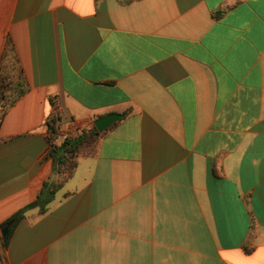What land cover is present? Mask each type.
<instances>
[{
    "label": "crops",
    "instance_id": "1",
    "mask_svg": "<svg viewBox=\"0 0 264 264\" xmlns=\"http://www.w3.org/2000/svg\"><path fill=\"white\" fill-rule=\"evenodd\" d=\"M15 55L0 236L59 179L55 107L60 136L120 120L0 264H264V0H0V66Z\"/></svg>",
    "mask_w": 264,
    "mask_h": 264
},
{
    "label": "trees",
    "instance_id": "2",
    "mask_svg": "<svg viewBox=\"0 0 264 264\" xmlns=\"http://www.w3.org/2000/svg\"><path fill=\"white\" fill-rule=\"evenodd\" d=\"M29 89V81L22 66H20L18 57L16 55L13 56L10 63H4L3 61L0 66V127L9 110L15 106ZM125 115L123 114L121 117L123 118ZM61 122L62 118L60 114L52 112L46 123L50 147L48 157L53 160L59 179L45 183L38 199L15 214L4 225L13 220L19 222L24 217V213L30 209L39 208L42 214L46 213L55 199L56 192L74 175L80 154L105 134V132H99L96 127H93L89 131H82L78 136H60ZM59 137H61L60 144L57 143ZM10 238L11 233L7 239L0 236L1 246L7 247Z\"/></svg>",
    "mask_w": 264,
    "mask_h": 264
},
{
    "label": "water",
    "instance_id": "3",
    "mask_svg": "<svg viewBox=\"0 0 264 264\" xmlns=\"http://www.w3.org/2000/svg\"><path fill=\"white\" fill-rule=\"evenodd\" d=\"M120 120L119 114H110L107 116H103L95 121V127L99 132H104L117 123ZM16 220L9 222L2 228V235L5 239H7L11 233L12 227L15 224Z\"/></svg>",
    "mask_w": 264,
    "mask_h": 264
},
{
    "label": "built area",
    "instance_id": "4",
    "mask_svg": "<svg viewBox=\"0 0 264 264\" xmlns=\"http://www.w3.org/2000/svg\"><path fill=\"white\" fill-rule=\"evenodd\" d=\"M53 112H54V113H57V114H60V113H59V109H58V107H55L54 110H53Z\"/></svg>",
    "mask_w": 264,
    "mask_h": 264
},
{
    "label": "rangeland",
    "instance_id": "5",
    "mask_svg": "<svg viewBox=\"0 0 264 264\" xmlns=\"http://www.w3.org/2000/svg\"><path fill=\"white\" fill-rule=\"evenodd\" d=\"M65 122H67V119L65 118ZM64 135H66V136H70V135H67V134H64Z\"/></svg>",
    "mask_w": 264,
    "mask_h": 264
}]
</instances>
